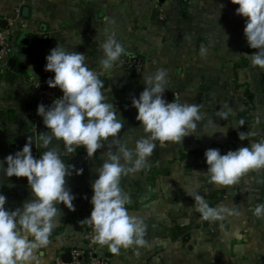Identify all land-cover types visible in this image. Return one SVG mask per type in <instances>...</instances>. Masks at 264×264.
Here are the masks:
<instances>
[{
    "label": "crops",
    "instance_id": "obj_1",
    "mask_svg": "<svg viewBox=\"0 0 264 264\" xmlns=\"http://www.w3.org/2000/svg\"><path fill=\"white\" fill-rule=\"evenodd\" d=\"M159 2L163 21L156 17L157 11L152 13L154 0H0V27L17 23L16 63L11 67L18 75H54L44 65L57 43L83 53L85 63L104 81L105 102L113 103L123 119L119 139L127 140L130 147L146 135L131 106V98L144 88V76L164 68L168 101L202 105L204 119L194 134L181 143L156 141L146 166L121 177L120 186L130 197L126 208L130 215L144 219L147 244L121 248L118 253L101 245L110 264H264V218L252 212L256 204L264 203V169L250 170L233 185L217 186L208 181L204 158L207 148H218L223 154L259 141L264 134V69L250 64L255 49L243 34L246 18L235 13L238 5L230 0H191L189 5L183 0ZM113 32L126 51L105 68L100 44ZM127 55L143 59L140 70L119 65ZM17 76L0 75V160L21 149L28 136L49 131L30 115L36 100L34 87ZM210 120L221 130L226 128V135L206 134L216 130ZM240 132L248 138L240 140ZM49 148L65 164L83 172L77 175L73 170L66 177L75 209H67L62 202L57 205L56 226L47 245L35 252L40 264H52L58 253L67 251L69 241L94 231L82 220L90 215V185L109 144L105 142L91 158L83 147L67 153L62 140L53 139ZM31 150L38 158L46 149L35 144ZM111 150L115 151V145ZM190 189L210 206L235 208L238 215L203 220L188 195ZM0 193L6 196L9 210L33 198L26 177H7L2 169ZM180 226L190 228L185 244L176 233Z\"/></svg>",
    "mask_w": 264,
    "mask_h": 264
},
{
    "label": "clouds",
    "instance_id": "obj_2",
    "mask_svg": "<svg viewBox=\"0 0 264 264\" xmlns=\"http://www.w3.org/2000/svg\"><path fill=\"white\" fill-rule=\"evenodd\" d=\"M230 2L238 5L235 13L246 18L243 34L248 46L255 49L249 56L250 64L264 69V0ZM100 48L105 68H110L126 51L114 32L106 34ZM45 60L44 70L54 73L46 83L50 88H59L62 95L54 98L50 105H37L36 113L49 131L40 132L37 137L28 136L21 149L0 160V169L7 177L27 178L33 196L9 210L5 207L6 196L0 193V264H40L35 252L47 245L56 226L57 205L62 202L67 209H75L72 203L75 196L66 186V177L71 176L73 170L80 175L83 169L65 164L60 154L49 148L53 139L62 140L69 154L83 147L88 158L108 142L109 150L90 185V215L82 221L94 229L93 241L107 245L112 253H118L121 248L145 246L147 226L142 217L129 214L126 205L130 197L120 186L121 177L146 166L156 141L161 145L181 143L184 137L194 134L197 123L204 119L205 114L200 111L202 105L175 99L168 101L164 97L166 69L158 68L144 76V88L138 97L131 98V106L137 110L135 119L146 135L130 147L127 140L119 139L123 119L120 114L118 118L113 103L105 102L101 90L104 81L85 63L84 54L68 51L57 43ZM209 123L216 130L206 134L219 131L226 135V128L221 130L211 120ZM238 136L240 140L248 138L244 132ZM35 144L46 149L38 158L31 150ZM112 145L115 151L111 150ZM204 158L209 183L230 186L250 170L264 169V139L250 141L247 146L223 154L218 148H207ZM188 195L205 221L223 220L226 214L238 215L235 208L210 206L195 190H188ZM252 212L255 217L264 218V203L256 204Z\"/></svg>",
    "mask_w": 264,
    "mask_h": 264
},
{
    "label": "built area",
    "instance_id": "obj_3",
    "mask_svg": "<svg viewBox=\"0 0 264 264\" xmlns=\"http://www.w3.org/2000/svg\"><path fill=\"white\" fill-rule=\"evenodd\" d=\"M189 5L191 0H183ZM156 6V17L163 21V4L159 0H154ZM17 37V23L10 21L3 28L0 27V75L10 73L13 76L18 74L9 65V58L14 57V48ZM143 64V59L133 55H127L121 58L119 65L128 70L138 71ZM52 74H43L41 76L33 74H19L17 79L24 84H31L36 92V100L31 117L37 123L42 122V118L37 115L36 108L39 103L46 106L50 105L54 98L62 95L59 88H50L46 81L52 77ZM264 139V134L259 138ZM94 231H85L80 238L71 240L66 246L69 259L65 260L62 253H58L52 260V264H110L103 246L93 241Z\"/></svg>",
    "mask_w": 264,
    "mask_h": 264
},
{
    "label": "trees",
    "instance_id": "obj_4",
    "mask_svg": "<svg viewBox=\"0 0 264 264\" xmlns=\"http://www.w3.org/2000/svg\"><path fill=\"white\" fill-rule=\"evenodd\" d=\"M176 233L179 235V242L181 244H185L188 239L190 238V228L188 226H180V228L178 227V231H176ZM184 247H187V245ZM107 255V252H106Z\"/></svg>",
    "mask_w": 264,
    "mask_h": 264
},
{
    "label": "water",
    "instance_id": "obj_5",
    "mask_svg": "<svg viewBox=\"0 0 264 264\" xmlns=\"http://www.w3.org/2000/svg\"><path fill=\"white\" fill-rule=\"evenodd\" d=\"M153 14H156V8L153 9ZM9 62V65L10 66H15V63H16V59L14 57H11L9 58L8 60ZM19 69L21 70L23 66H18ZM62 257L65 259V260H68L69 259V255H68V251H66L65 253L62 254Z\"/></svg>",
    "mask_w": 264,
    "mask_h": 264
}]
</instances>
